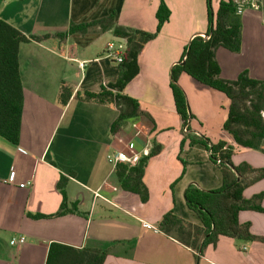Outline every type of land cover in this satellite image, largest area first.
<instances>
[{
  "label": "crops",
  "instance_id": "0c3cea01",
  "mask_svg": "<svg viewBox=\"0 0 264 264\" xmlns=\"http://www.w3.org/2000/svg\"><path fill=\"white\" fill-rule=\"evenodd\" d=\"M163 1L170 9L169 19L142 47L138 74L121 93L137 102L140 115L124 120L125 129L119 130L114 104L83 99L84 92L99 94L118 81L120 65L105 57V46L119 38L112 29L103 32L93 27L86 34H68V29L72 23L80 26L114 13L117 27L154 33L160 0H0V18L10 26L25 37L49 36L19 45L23 88L19 142L14 145L0 137V264H46L52 242L105 250L104 264H264L261 243L220 236L216 246H208L196 261L190 249L158 230L162 216L170 211L199 225L198 216L185 204L186 190L194 186L209 192L222 187V172L210 160L208 148L190 140L205 138L210 144L223 140L234 147L233 166L264 169V153L237 146L227 132L211 135L217 120L219 127L227 121L230 100L182 73L178 83L187 101L189 96L192 116L185 131L169 87L170 72L181 61L184 48L209 30L208 2ZM220 1L210 0L213 16ZM260 9L250 7L238 16L239 53L216 49L220 79L235 81L246 71L250 78L264 80ZM62 85L72 91L65 106L59 102ZM153 146L160 151L148 160L143 182L149 197L142 203L137 195L121 189L107 156L133 151L142 158L143 151L151 152ZM11 173L14 180L9 183ZM61 178L66 191L64 214L39 218L61 209L57 187ZM25 183L31 187L20 189ZM261 193L264 179L248 186L243 198ZM261 206L263 212H239L238 221L250 224L251 234L264 238V197ZM20 238L25 239L23 245L11 244Z\"/></svg>",
  "mask_w": 264,
  "mask_h": 264
},
{
  "label": "trees",
  "instance_id": "16d2710c",
  "mask_svg": "<svg viewBox=\"0 0 264 264\" xmlns=\"http://www.w3.org/2000/svg\"><path fill=\"white\" fill-rule=\"evenodd\" d=\"M207 2L209 30L205 33L206 38L195 37L184 48L183 56L186 57L184 64L181 65L182 61H180L170 72L169 87L175 101L176 112L183 124L192 118L187 105V96L178 84L179 76L185 73L198 84L224 93L230 100L228 119L223 129L231 135L234 143L241 148L264 153V80L252 79L246 71H242L235 81L220 79L219 65L215 59V51L219 47H224L232 53H239L242 49V26L238 16L235 15L237 5L235 0H222L213 16L210 0ZM169 16L170 9L163 0H160L156 11L158 24L154 33L117 27L114 23V13L107 18L80 26L72 23L68 29V34H86L93 27H98L103 32L112 29L116 38L127 39L128 47L120 65L118 81L109 84L108 90L103 88L99 94L83 93L85 101L114 104L119 112L117 127H120L124 120L137 118L140 115L137 102L121 93L127 83L138 74L137 58L142 47L156 38ZM48 37H25L23 33L0 18V137L14 145L19 142L23 99L18 66L19 45L41 42ZM71 95V89L62 85L59 102L65 106ZM190 143L192 145L202 143L208 148L210 160L222 172V187L215 191L204 192L190 186L184 195L185 204L198 216L200 224L185 222L170 211L159 221V232L190 249L195 254L196 261L203 256L208 246H216L220 236L244 243L264 244V238L251 234L250 224H240L238 221L239 212H263L261 201L264 193L252 196L248 200L243 198V193L248 186L264 179V169L252 168L247 164L233 166L230 159L234 147L223 140L210 144L205 138H194ZM159 151V146H153L149 155L142 157L134 167L127 164L115 166V177L121 189L137 195L142 203H146L149 197L148 188L143 182L148 160L158 155ZM57 187L63 199L61 209L54 215L39 216V218L58 217L64 214L66 191L63 178L60 179ZM105 258V250L76 249L73 246L52 242L48 246L46 264H104Z\"/></svg>",
  "mask_w": 264,
  "mask_h": 264
},
{
  "label": "built area",
  "instance_id": "2783aa9c",
  "mask_svg": "<svg viewBox=\"0 0 264 264\" xmlns=\"http://www.w3.org/2000/svg\"><path fill=\"white\" fill-rule=\"evenodd\" d=\"M236 3V13L235 15H240L243 13L244 7L246 5H251L252 8L258 9V0H235ZM203 38H206V36H202ZM128 47V41L125 38H119L117 40L111 41L105 46V57L109 59L110 61L114 62L115 64L121 65L123 63L124 54L126 52V48ZM186 59L185 56L182 57L181 61L183 62ZM79 67L82 69L84 67V64L79 65ZM190 121V118L188 119ZM187 121V123H188ZM132 127L134 128L135 125L132 124ZM186 124H185V131H186ZM125 126H120L119 130H124ZM149 150H144L142 155L147 157L149 155ZM141 159L140 154L135 153L133 151H130L129 153L123 152V151H115L114 153H111L107 156L108 162L112 163L114 166L117 164H127L131 167H134L137 165L139 160ZM14 180V174L11 173L9 177V183H12ZM20 189H27L31 187V183H25L23 185H19ZM25 242L24 238H20L19 240H13L11 242L12 245H23Z\"/></svg>",
  "mask_w": 264,
  "mask_h": 264
},
{
  "label": "rangeland",
  "instance_id": "374dc122",
  "mask_svg": "<svg viewBox=\"0 0 264 264\" xmlns=\"http://www.w3.org/2000/svg\"><path fill=\"white\" fill-rule=\"evenodd\" d=\"M258 2H259V6L261 7V9L258 11V12H261L262 11V16H264V0H258ZM250 7H251V5L249 4V5H246L245 7H244V10H243V12H246L247 11V9H250ZM236 16H239V15H236ZM264 18V17H263ZM239 21H240V18H239ZM103 40H106V39H103ZM116 40V39H115ZM187 77V79H188V82H189V84H193V82H192V79H190L188 76H186ZM179 84V83H178ZM189 95H190V99H191V103H192V105H193V103H194V99H193V96H192V94L190 93V90H189ZM188 103H189V96H188ZM188 103H187V105H188ZM188 108H189V105H188ZM217 122H219V120H217ZM217 122L215 123V126H212V131H211V135L213 136V137H219L220 135H225V132L226 131H224V129H223V127H219V124H217Z\"/></svg>",
  "mask_w": 264,
  "mask_h": 264
},
{
  "label": "water",
  "instance_id": "95a60500",
  "mask_svg": "<svg viewBox=\"0 0 264 264\" xmlns=\"http://www.w3.org/2000/svg\"><path fill=\"white\" fill-rule=\"evenodd\" d=\"M184 63L183 62H181V65H183ZM239 180V178H237V181Z\"/></svg>",
  "mask_w": 264,
  "mask_h": 264
}]
</instances>
